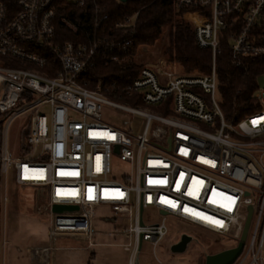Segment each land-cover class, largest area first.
Segmentation results:
<instances>
[{
  "label": "built area",
  "instance_id": "built-area-1",
  "mask_svg": "<svg viewBox=\"0 0 264 264\" xmlns=\"http://www.w3.org/2000/svg\"><path fill=\"white\" fill-rule=\"evenodd\" d=\"M65 1L85 8L82 25L58 18L60 0H0V172L33 187L48 248L58 250L60 238L83 240L87 250L103 244L94 241L96 211L109 206L127 264H141L145 242L161 263L156 247L169 233L168 216L229 237L230 248L246 233L232 264H264V86L254 93L259 108L230 121L216 66L224 39L237 65L264 56V0H173L197 45L211 50L212 70L175 75L143 67L127 88L142 101L134 106L83 81L98 54L125 50L133 39L104 33L110 16L96 0ZM135 17L117 27L130 34ZM59 24L88 39L60 41ZM104 105L142 117L143 127L105 121ZM18 118L13 150L8 134ZM117 161L128 170L117 173ZM150 206L165 212L160 221H145Z\"/></svg>",
  "mask_w": 264,
  "mask_h": 264
},
{
  "label": "rangeland",
  "instance_id": "rangeland-1",
  "mask_svg": "<svg viewBox=\"0 0 264 264\" xmlns=\"http://www.w3.org/2000/svg\"><path fill=\"white\" fill-rule=\"evenodd\" d=\"M170 33L153 45H141L137 48L135 61L143 67H152L157 71L171 72L175 75H187L177 63H171L165 54L169 45ZM198 74V73H193ZM259 85L264 86V77L259 79ZM220 99L221 96L219 95ZM116 101H119L113 98ZM126 105H136L131 102L119 101ZM103 119L107 122L120 123L129 120L136 131L143 127L144 119L140 116L128 114L112 106L104 105ZM22 118L13 122L9 129L8 144L15 150L17 144V130ZM117 173L128 170L124 164L117 161ZM35 191L31 186H19L11 177L0 182V264H32V249L50 245L46 232L45 218L37 213ZM114 212L109 206H102L96 211L94 241L103 243L94 246L89 251L58 249L53 254L54 264H127L129 253L121 243L126 239L117 234ZM159 210L150 206L144 210L147 223L158 222L161 219ZM126 225L129 221L124 222ZM169 233L156 247L145 242L140 254L141 264H206V257L230 248L232 240L196 224L168 216ZM183 233L193 236L184 253H174L171 246L178 242ZM78 241V240H77ZM76 240L64 239L56 241L57 247H70L77 244ZM82 242V241H81ZM79 245V244H78ZM42 250L39 249V253ZM52 263V264H53Z\"/></svg>",
  "mask_w": 264,
  "mask_h": 264
},
{
  "label": "trees",
  "instance_id": "trees-1",
  "mask_svg": "<svg viewBox=\"0 0 264 264\" xmlns=\"http://www.w3.org/2000/svg\"><path fill=\"white\" fill-rule=\"evenodd\" d=\"M110 19L105 25V34L111 39L132 38L133 44L127 49H116L108 54H98L94 66L84 74L83 81L88 87L101 88L112 98L119 101L142 105L137 95L127 94L128 86L143 68L134 57L141 45H153L160 40L166 31L170 33L169 45L165 54L171 63H177L186 74H208L212 70L213 57L209 49L200 48L196 42L195 31L176 10L173 0H96ZM85 8L60 0L58 18L67 16L78 24H83ZM136 15L130 34L117 27L128 17ZM60 41L79 42L88 39L86 33H74L68 27L58 25ZM117 56V60L112 56ZM219 79L221 105L227 119L237 122L252 113L260 106L254 93L259 88V79L264 77V56L244 59L237 65L231 55L229 42L222 40L221 52L216 59ZM2 125L0 124V146ZM3 176L0 172V182Z\"/></svg>",
  "mask_w": 264,
  "mask_h": 264
},
{
  "label": "water",
  "instance_id": "water-1",
  "mask_svg": "<svg viewBox=\"0 0 264 264\" xmlns=\"http://www.w3.org/2000/svg\"><path fill=\"white\" fill-rule=\"evenodd\" d=\"M121 2H127L128 0H120ZM75 207L72 206H64V205H55V211H61L65 209H73ZM143 212V209H142ZM161 214H165V212H161ZM246 237V233L244 235L243 241H241L237 246L222 250L215 254H210L206 257V264H232L236 261V259L240 256L244 248V239ZM193 236L188 233H183L178 242L174 243L171 246V250L174 253H184L189 244L193 241ZM137 264L139 260H137Z\"/></svg>",
  "mask_w": 264,
  "mask_h": 264
},
{
  "label": "crops",
  "instance_id": "crops-1",
  "mask_svg": "<svg viewBox=\"0 0 264 264\" xmlns=\"http://www.w3.org/2000/svg\"><path fill=\"white\" fill-rule=\"evenodd\" d=\"M48 236V235H47ZM62 238L58 239L61 240ZM64 239H71V240H78L77 244H73V245H69L70 247H66L65 245L63 247H58L59 249H68V250H87L84 249L80 246H82L84 243L81 242L80 239H76V238H64ZM83 241V240H82ZM79 244V245H78ZM49 246V245H48ZM48 246H43V247H34L32 249V264H52L53 263V257H54V252L53 250L49 249ZM39 249H41L42 251L39 253ZM89 251V250H87ZM54 264V263H53Z\"/></svg>",
  "mask_w": 264,
  "mask_h": 264
},
{
  "label": "snow or ice",
  "instance_id": "snow-or-ice-1",
  "mask_svg": "<svg viewBox=\"0 0 264 264\" xmlns=\"http://www.w3.org/2000/svg\"><path fill=\"white\" fill-rule=\"evenodd\" d=\"M255 123V122H254ZM174 206V205H173ZM231 209L229 208V211H230ZM201 218H203V217H201ZM214 223H217V224H219L220 222L219 221H213Z\"/></svg>",
  "mask_w": 264,
  "mask_h": 264
}]
</instances>
